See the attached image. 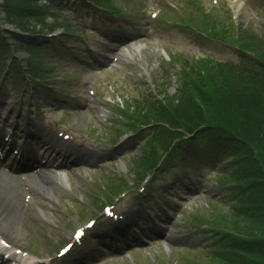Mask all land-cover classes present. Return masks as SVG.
<instances>
[{
  "label": "rangeland",
  "instance_id": "1",
  "mask_svg": "<svg viewBox=\"0 0 264 264\" xmlns=\"http://www.w3.org/2000/svg\"><path fill=\"white\" fill-rule=\"evenodd\" d=\"M117 1L119 3H122L120 5H123V6L126 4L130 5V8L135 11V14L132 15L133 16L132 22H135V23L143 22L144 20H146L147 14L149 13V11L154 9V4L150 0H117ZM158 1L160 3L162 11H163V8L166 9L167 5L165 3V0H158ZM197 1H201L205 5V7H207V8H209L211 6L210 0H197ZM124 3H126V4H124ZM261 3H263V1H260V0L256 1V4H259L256 7L257 9H259L260 6H264V4H261ZM69 8H70V6H69ZM66 10H68V9H66ZM84 10H87V9L85 8ZM93 11H94L93 9H90V11H89V13L91 14V18L89 19V21L91 23H93L97 18V14H93ZM257 12H259V11H257ZM214 16L218 17L220 19L224 18L222 12H220V11L219 12L215 11ZM258 19H259L258 22L256 19L255 20L247 19L246 21H244V23H243V26H245L244 29L251 30L252 32H254V30H253L254 28L251 26V23L249 22V21H252V22H254V27H256V30L259 29V31H264V14H262V12H259ZM51 20H52L51 17L45 19V21L49 22V23H52ZM95 23H96V21H95ZM40 28L42 29L43 26H40ZM251 31L250 32L247 31L246 39L244 40V43L247 44L254 51L264 55V48H263L264 43L262 41L258 40V38ZM174 34L177 36L178 39H181L183 37V35L180 33L174 32ZM155 35H156V39L160 43L166 44L167 48L169 50H171L173 53L179 52V53H176V55L183 54L182 50L185 48L184 44L176 43V40L167 39L165 37L167 35L172 36L173 32L166 31L160 27L155 32ZM68 36H73L72 32H68ZM82 36H83V33H81L80 31L76 32V39H79ZM90 37L95 38L92 36H90ZM14 45H15V43H14ZM24 55H26V54L21 53L20 57H24ZM157 56H158V54H157ZM138 58L134 62L138 61ZM126 65H127V67L123 68V70H122L123 72H132L138 68L137 63H134L133 65L131 63L126 64ZM126 69H128L129 71H126ZM234 75H235V77H232L231 81H225L221 87L222 89H225V88L228 89V91L231 90V93L230 92L227 93V94L230 93L231 94L230 98H232L231 101L229 102L231 104L230 108H229L228 100H227L228 97L223 98L225 96L223 94L221 96H220V94H217L215 96V97L220 96L217 98V102L221 101V102L217 103L216 107H215V102L211 101L209 99V97H208V99H205L204 97L200 98L199 99L200 103L198 105L201 106L202 104H206V107H209L210 112H212V113H213V110L217 111V108L219 106H220V108H223V105H225L226 108L222 109V111H223L222 117L225 115L226 112L230 111V109L232 108L233 114L235 116V119H234L235 124L238 125V129H240L238 131L245 132L248 130L247 128H245V123H246L245 118L247 116L256 115L257 113H259V111H261V112L264 111L263 93L260 92L261 89H259V91H258V89H249L247 86H245L243 84V82L240 81L239 76H237L236 74H234ZM90 78H91V75L90 76H88V75L81 76V79H84L87 81ZM167 78L168 77H165L164 79H163V77L157 78V81L160 80L159 83H157V85H159V87L157 88V86L155 87V85L153 84L154 86L151 89H154V87H155V89H157L159 91V89L162 86L163 89L166 88L168 91H170V87L168 86L169 80H167ZM93 80H95V77H93ZM67 83L68 82L66 80H64L63 82H58V84H60V86H61V90L64 89L65 91L74 92L71 88H69V86H66ZM160 83L162 85H160ZM144 87H145V85L143 84V81H141L136 86L131 84L130 82H126V83L124 82V83H121V85H120V88H122L124 90L125 94H133L134 89H135V94H136L139 89L144 88ZM80 90L86 92V85L80 84ZM217 90H221V89H217ZM222 98L224 99L223 101H222ZM211 102H213V103H211ZM210 105H212V106L210 107ZM203 107H205V105H203ZM233 107H234V109H233ZM92 112H93V110H92ZM229 116H231V118H232L231 114H229ZM75 118H76L75 116L74 117L72 116L71 122H70V119H68V123L71 127H73V129L76 128L75 126H73V125H75V122H74ZM220 118L221 117L215 119V121H218ZM259 125L261 127L260 123H259ZM262 125L264 127V122ZM103 126H105V125L102 124V127ZM76 129H78V128H76ZM100 132H101V128L99 129V134H100ZM96 134H97V132H96ZM143 137L144 136H142L141 138H143ZM247 140H250V142L257 144L258 146L262 145V148L264 149V133H262V131L254 132V133H252V135H248ZM260 157H261L260 159H261L262 163L264 164V153L262 155H260ZM129 168H130V166L128 165V159H127V161L125 162L126 171H125V173L123 172V174H122V175H124V176H122L124 178V180H131L132 178H130V177H134V175L133 176L131 175V169H129ZM75 179H77V178H75ZM139 183L140 182H135L133 189H135ZM233 184H235V183H233ZM257 184L264 187L263 182H261V183L258 182ZM254 186H256V185H254ZM133 189H130V191L128 190V192L130 194H126L125 196H121L122 195L121 194L118 197L113 198L114 202L117 203V205L120 208H121V204L126 206L127 205L126 201L128 199L127 196L131 195V193L133 192L132 191ZM104 190L107 191V193H108L107 195H109V192L111 190L109 189V187L107 185H106V188L104 187ZM238 192H240V191H237L236 194ZM95 193H98L97 197L89 199L91 205H93V206H97L100 204L99 201H101V199H103V196H105L106 192H104V194H103V192H101V191H95ZM89 207H91V206H89ZM197 207H198V210H197L198 212L201 210L202 214L204 213L205 215H209L210 218L212 217L211 216L212 212L215 211V214H218L216 216V219L221 218V220L224 223L228 222V223L232 224L233 226L236 225L237 232H239L240 234L245 233V236L254 237L257 239V236L259 234L264 233L262 231V225L264 224V222H263V224H260V221L258 220V218L255 219L256 217H254L252 215L245 216L247 214V212L244 209L240 210V211L237 209V212H233V211H235V209H233V211L231 212V210L225 209L224 207L220 208V206H218L214 203L207 202L205 204V201L198 202ZM261 208H264V205ZM246 210L248 211L249 209L246 208ZM91 211H92V209H91ZM224 216H226V217H224ZM50 234L52 235V238H54V242L57 241L58 238H60V235H58L56 232H54V230H51L49 234H47V232H45V236H48ZM242 235H244V234H242ZM62 237H66V234L62 235ZM242 237L243 236L233 238L232 243L227 240V244H232V246H235L239 242L242 241ZM236 254H238V253H235V261L236 262L231 263V264H264V262L262 263V261L256 262V263H252L251 261H246V259L248 258V255L246 252H243V254H242V258H241L242 261L237 258ZM193 259L197 263V261L199 260V257L194 256L192 251H184V253H182L180 255H176V258L173 257V255H171V254H166V252H164V251H160L159 254L152 253V255H151V252L146 254V253H143V251H138V252L133 254L132 261L123 260V261L113 262L110 264H178L176 262L177 261L179 262V260H180V264H192ZM217 264H230V263L227 261H223V262H219Z\"/></svg>",
  "mask_w": 264,
  "mask_h": 264
},
{
  "label": "trees",
  "instance_id": "2",
  "mask_svg": "<svg viewBox=\"0 0 264 264\" xmlns=\"http://www.w3.org/2000/svg\"><path fill=\"white\" fill-rule=\"evenodd\" d=\"M216 83H217V81H216ZM246 86V85H245ZM207 88L209 89L210 88V90H213V92L215 91L216 92V89H219V88H215L214 86H207ZM228 92H230L231 93V90L230 91H228V89H223V90H220V92H219V94H220V96L223 94V95H225L223 98H226V97H228L227 98V100H228V105H229V108L231 107V104L229 103L230 101H231V99L232 98H230V93L229 94H227ZM200 94H202V92H200ZM227 94V95H226ZM203 95V94H202ZM222 98V101L224 100ZM190 99H192V98H190ZM219 102H221V101H215V104L217 105V103H219ZM192 104V103H191ZM227 105V106H228ZM192 108H194V106L192 105L191 106ZM192 108H190V110H193V112H194V109H192ZM219 109H220V112H219V115H220V117H222V115H223V111H222V109L223 108H226L225 107V105H223V108H220V106L218 107ZM233 109H234V107H233ZM228 114H231L232 116H234V114H233V110H232V108L230 109V111H228V112H226L225 113V115L222 117L223 118V120L224 121H227V125L233 130V131H235V132H238V134H240V133H243V132H240V131H238V130H240V129H238V125H236L235 124V116L234 117H232L231 118V116H229ZM226 116V117H225ZM245 120H246V123H245V128H247L248 130L245 132L246 134H245V137L247 138L248 137V135L250 134V135H252V133H254V132H260V129L262 128V127H260V125H259V123H261V126H263L262 124H263V122H264V116H263V112H261V111H259V113H257V117L255 116V115H253V116H247L246 118H245ZM258 123H257V122ZM258 130V131H257ZM252 132V133H251ZM240 135H242V134H240ZM258 137V136H257ZM261 165H263L264 166V164L261 162ZM244 168H245V171H242L241 172V174L242 173H244V172H250V170H253L255 173H256V178L254 179L253 178V181H255V182H257L258 180V177L260 176V167H259V164H257V163H253L252 165H250V166H247L246 165V167L244 166ZM247 176V175H246ZM245 179V177H244V174L243 175H241V176H237V177H235V179H238V180H242V179ZM261 191V193H259V192H257V191H255L254 193L256 194V195H254V196H252V201H250L249 202V204H251V205H258V206H261V205H264V191L263 190H260ZM258 201H260V202H258ZM253 207H255V206H253ZM257 208H255L254 210H253V208L252 207H250L249 208V210L247 211L248 213H250L252 216H254V217H256L255 219H257L258 218V220L260 221V224H263V222H264V219L263 218H261V217H259L258 216V214H256V213H258L257 212ZM262 210H264V208H262ZM262 231L264 232V228L262 227Z\"/></svg>",
  "mask_w": 264,
  "mask_h": 264
},
{
  "label": "bare ground",
  "instance_id": "3",
  "mask_svg": "<svg viewBox=\"0 0 264 264\" xmlns=\"http://www.w3.org/2000/svg\"><path fill=\"white\" fill-rule=\"evenodd\" d=\"M0 226L6 227L9 224V221H14V224H18L17 228H21L19 221L21 220L20 216H16V213H19V206L15 201V196L20 190L21 183L10 180L5 176H0ZM29 183L33 185L34 188L39 187V190L42 191L41 186H37L40 181L29 178ZM66 185V180L60 176L58 181V186L62 187ZM22 231V230H20ZM25 235V233L23 232Z\"/></svg>",
  "mask_w": 264,
  "mask_h": 264
}]
</instances>
